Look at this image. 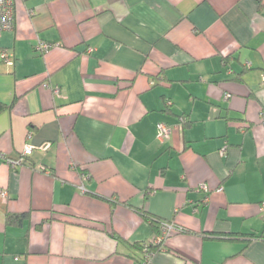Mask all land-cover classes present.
Here are the masks:
<instances>
[{
	"label": "crops",
	"instance_id": "crops-1",
	"mask_svg": "<svg viewBox=\"0 0 264 264\" xmlns=\"http://www.w3.org/2000/svg\"><path fill=\"white\" fill-rule=\"evenodd\" d=\"M0 47V264H264V0H15Z\"/></svg>",
	"mask_w": 264,
	"mask_h": 264
},
{
	"label": "built area",
	"instance_id": "built-area-1",
	"mask_svg": "<svg viewBox=\"0 0 264 264\" xmlns=\"http://www.w3.org/2000/svg\"><path fill=\"white\" fill-rule=\"evenodd\" d=\"M15 25V0H0V36L9 30H12ZM54 45L44 41L42 39H39L36 44V49L38 52L45 54L50 51V49ZM91 51V50H90ZM0 58L3 59L7 64L11 65L13 63L14 56L9 51L3 49L0 47ZM46 86H48L46 84ZM53 93L55 95H58L60 93V89L58 87L53 88ZM159 129V138L161 140H165L170 136L171 133V127L166 123H159L158 125ZM49 144L43 145L42 148H48ZM33 152V146L27 145L24 150V155L28 156L32 154ZM224 152V151H223ZM25 161V158H20L17 160H8V162L13 165L17 166L20 165L22 162ZM83 190H85L84 185L81 186ZM203 189L207 190V187L204 185L202 186ZM3 197H6V193H2ZM178 226L175 224H169V223H163L161 226V233L158 237L154 239L155 243H163L166 238L174 231L177 230ZM143 258L139 264H154L153 263V255L155 252L150 251L147 246L144 248Z\"/></svg>",
	"mask_w": 264,
	"mask_h": 264
},
{
	"label": "trees",
	"instance_id": "trees-1",
	"mask_svg": "<svg viewBox=\"0 0 264 264\" xmlns=\"http://www.w3.org/2000/svg\"><path fill=\"white\" fill-rule=\"evenodd\" d=\"M225 61H226V59H225ZM7 109V105L6 104H4V103H2L1 101H0V114L3 112V111H5ZM143 215L147 218V219H149L152 223H153V225H155L156 227H157V225H156V223H158L159 222V220H157L153 215H150L149 213H143ZM28 216V213H8L7 214V217H6V221H7V223L8 224H21L22 222H23V220L26 218ZM161 224H163V223H161ZM179 229V231L180 230H182L181 228H178ZM233 235V234H232ZM231 235V236H232ZM145 246H147L148 247V249L150 250V251H153V252H156V251H159V250H161V249H163L164 248V246H165V241L163 242V243H160V244H158V243H155L154 242V239L152 240V241H149V242H145V243H143L140 247H139V250L141 251V256L138 258V260H137V263L139 264L140 262H141V260H142V258H143V253H144V248H145Z\"/></svg>",
	"mask_w": 264,
	"mask_h": 264
}]
</instances>
